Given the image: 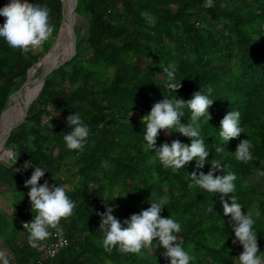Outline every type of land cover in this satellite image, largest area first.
Segmentation results:
<instances>
[{
	"label": "trees",
	"instance_id": "1",
	"mask_svg": "<svg viewBox=\"0 0 264 264\" xmlns=\"http://www.w3.org/2000/svg\"><path fill=\"white\" fill-rule=\"evenodd\" d=\"M8 2L1 0L0 7ZM29 2L48 5L54 32L43 50L27 54L0 38V116L26 81L28 69L55 41L62 21L61 0ZM205 2L76 0L75 5L70 0L86 24L83 31L78 25L75 30V54L47 75L5 142L8 154L0 156V194L12 203L10 213L0 207V237L10 263L170 264L158 238L142 249L143 256L118 248L105 251L97 215L106 205L114 206L112 214L123 223L150 207V201L165 198L161 215L181 224L177 243L194 257L190 264H238L243 247L231 216L223 212L220 194L189 187L186 178L192 171L207 174L212 158L221 159L224 168L214 175L236 174L235 191L224 199L231 204L233 196L242 211L253 214L264 256V188L248 180L256 171L264 172V0H213L209 8ZM4 19L0 16V24ZM169 65L175 66L177 81L182 79L172 96L189 100L201 88L213 89L211 118L199 120L200 137L210 150L202 169L196 168L195 160L177 171L165 168L144 140L142 117L164 98L163 68ZM33 68L30 78L42 71V65ZM134 110L140 115H133ZM183 111L181 122L189 123L190 110ZM228 111H239L244 131L225 142L219 136L220 121ZM75 113L90 129L83 151L69 150L63 140L71 131L66 118ZM169 131L170 136L160 130L156 147L173 140L190 145L192 138ZM242 139L254 145L248 163L234 157ZM217 146L224 152L217 154ZM36 166L45 168L39 183L65 187L76 208L72 216L61 219L60 232L51 230L50 238L33 248L23 225L35 216L25 181ZM210 206L212 212L207 211ZM58 236L64 237V244L54 256H42Z\"/></svg>",
	"mask_w": 264,
	"mask_h": 264
},
{
	"label": "clouds",
	"instance_id": "2",
	"mask_svg": "<svg viewBox=\"0 0 264 264\" xmlns=\"http://www.w3.org/2000/svg\"><path fill=\"white\" fill-rule=\"evenodd\" d=\"M205 8L213 6V0H206ZM51 9L47 4L30 3L29 0H9L0 7V16L4 22L0 24V38H3L13 49H19L27 54L37 50L48 41L54 32V25L50 18ZM78 14V13H77ZM167 73V82L164 84V98L155 102L150 112L142 117V123L146 125L144 140L150 150L155 149V154L162 166L173 171L185 168L189 162L195 160L196 168L202 169L209 157V149L204 139L200 137L201 117L207 116L209 121V108L213 104L210 95L213 89L196 91L192 98L184 100L172 96L171 93L182 87L181 80L176 79V68L169 65L163 68ZM190 110V122L182 123L181 117ZM66 122L71 126V131L63 136V140L69 150L83 151L90 134V129L78 113L68 115ZM160 130H175L192 138L191 143L185 144L179 140H173L171 144L165 142L156 147V138ZM240 123L239 111H228L220 121V138L228 142L243 133ZM254 147L249 139H242L236 146L234 157L237 161L248 163L253 159L251 149ZM5 149V148H4ZM224 148L217 146L215 152L221 154ZM211 169L207 174L196 171L188 172L186 178L190 179L189 187L199 186L206 192L220 194L223 204V212L231 216L232 228L235 237L242 245L243 251L238 256V264H264V256L260 254L258 235L254 229L255 219L251 212L242 211L243 206L231 197L229 204L224 197L235 191L237 176L229 171L223 175H214L216 170H223L221 159L212 158ZM45 175V168L35 167L29 179L25 181V187L30 186L28 197L31 210L35 213L34 219L25 222L23 227L27 229L28 243L33 248H38L40 242L50 238L51 230L60 232L61 219L72 216L76 208L75 202L67 195L63 186L53 184L49 186L45 181H39ZM165 198L150 201V207L134 213L123 223L112 213L114 206L106 205V211L98 212L101 216L99 229L103 233L102 245L105 251L111 253L118 248L121 253H132L143 256L142 249L151 247L156 238L165 251L163 255L170 260V264H190L194 257L177 243V233L181 231V224L174 218L161 215L165 208ZM208 212L213 211L210 206ZM259 216V212L256 213ZM0 264H10V257L4 250H0Z\"/></svg>",
	"mask_w": 264,
	"mask_h": 264
},
{
	"label": "water",
	"instance_id": "3",
	"mask_svg": "<svg viewBox=\"0 0 264 264\" xmlns=\"http://www.w3.org/2000/svg\"><path fill=\"white\" fill-rule=\"evenodd\" d=\"M62 4V21L59 27V31L57 34V37L55 41L52 43L51 47L49 50L45 53L44 56H42L32 67L28 69L27 73V79L24 82V84L13 94L17 95V102L19 103V106L21 108L20 115L18 116L17 119H15L6 129L1 130V122H2V115L5 109L1 112L0 116V143L3 141V145L0 148V154H2V149L4 148L5 142L7 138L9 137L11 131L20 124V122L24 119L28 112V107L29 104L36 98V96L33 95L32 89L38 85V87L41 89L43 82L47 75L55 68L59 67L61 64H63L65 61L69 60L76 51V39L77 36L75 34L74 30V23L71 18V12L69 8V0H61ZM63 26L67 27L69 29V36L71 40V46L70 50L67 54L62 56L59 60L56 62H53L51 65L44 66V62H46L47 57L50 55V51L53 48L57 38L60 36L61 29ZM42 65V71L37 75L32 78L29 77V72L30 70L35 66L36 68L38 66ZM34 69V68H33ZM39 89V90H40ZM12 95V96H13ZM11 96V97H12Z\"/></svg>",
	"mask_w": 264,
	"mask_h": 264
},
{
	"label": "bare ground",
	"instance_id": "4",
	"mask_svg": "<svg viewBox=\"0 0 264 264\" xmlns=\"http://www.w3.org/2000/svg\"><path fill=\"white\" fill-rule=\"evenodd\" d=\"M69 8H70V12H71V18L73 20L77 21L79 18V16H78L79 14H77L75 12L73 6L70 3V0H69ZM57 40H59L61 43L54 50L52 55L50 52V55L47 57V60H49L48 65H51L53 62H56L62 56H64L65 54H67L69 52L70 46H71V40H70V36H69V29L67 27L63 26V30L61 31L60 37ZM38 89H39L38 85H36L32 89L31 92H33L34 96L36 95ZM11 100H12V102L6 107L5 111L3 112L2 122H1V130L6 129L12 123V121L17 119L19 116V113L21 111L19 103L17 102V95H15L14 98ZM2 145H3V141H2V143H0V148Z\"/></svg>",
	"mask_w": 264,
	"mask_h": 264
},
{
	"label": "rangeland",
	"instance_id": "5",
	"mask_svg": "<svg viewBox=\"0 0 264 264\" xmlns=\"http://www.w3.org/2000/svg\"><path fill=\"white\" fill-rule=\"evenodd\" d=\"M72 2H73V4H75L76 5V1L75 0H72ZM74 10H75V8H74ZM76 12V11H75ZM77 13V12H76ZM79 16V18H78V20L77 21H75L74 20V30H76V28H77V25L78 26H80L81 27V30L83 31L84 29H85V21H84V19H83V17L81 16V15H78ZM82 27H83V29H82ZM75 34H76V31H75ZM77 36V35H76ZM60 41L59 40H57L56 42H55V44H54V46H53V48L51 49V55H52V53L54 52V50L58 47V45H60ZM43 46V45H42ZM39 50H43V47H41V48H39ZM45 55V53L44 52H42V56H44ZM48 61L49 60H46V62H44V66H48ZM34 73V72H33ZM32 73V75H31V78L32 77H34V74ZM15 96V95H14ZM14 96L12 97V99L14 98ZM132 114L133 115H137V116H139L140 114H139V111H137V110H134L133 112H132ZM164 133H165V135H168V136H170L171 135V133H170V131L169 130H162ZM4 148L6 149V150H10V148L8 147H5L4 146ZM4 148L2 149V152L4 151ZM3 153H5V151L3 152ZM12 163L14 162L13 161V159L12 158H10L9 159ZM248 180L249 181H251V182H254L255 184H257V185H259L260 187H263L264 188V172H262V171H256L255 173H253L252 175H250V176H248ZM12 203H11V200L8 198V197H5V196H3V195H1L0 194V207L4 210V211H6L7 213H10V211L12 210V205H11ZM4 249H8V248H4ZM0 250H2L1 249V246H0Z\"/></svg>",
	"mask_w": 264,
	"mask_h": 264
},
{
	"label": "built area",
	"instance_id": "6",
	"mask_svg": "<svg viewBox=\"0 0 264 264\" xmlns=\"http://www.w3.org/2000/svg\"><path fill=\"white\" fill-rule=\"evenodd\" d=\"M0 2H1V0H0ZM8 150L4 149L5 153H2V154H8ZM2 154H0V156ZM64 241H65L64 237L58 236V238L56 239V241L53 245L47 246V248H46L45 252L42 254V256H44V255L54 256V254L56 253L58 248H60L64 244Z\"/></svg>",
	"mask_w": 264,
	"mask_h": 264
},
{
	"label": "crops",
	"instance_id": "7",
	"mask_svg": "<svg viewBox=\"0 0 264 264\" xmlns=\"http://www.w3.org/2000/svg\"><path fill=\"white\" fill-rule=\"evenodd\" d=\"M0 246H1V249L4 250V251H6L8 253V255H9V252L7 251V249H4L6 246L2 243L1 237H0ZM11 264H13V263H11Z\"/></svg>",
	"mask_w": 264,
	"mask_h": 264
}]
</instances>
